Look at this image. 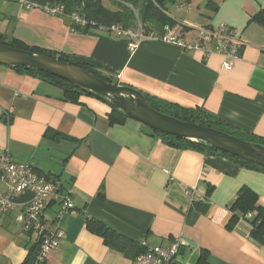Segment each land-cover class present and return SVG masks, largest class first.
Segmentation results:
<instances>
[{
	"label": "crops",
	"instance_id": "0c3cea01",
	"mask_svg": "<svg viewBox=\"0 0 264 264\" xmlns=\"http://www.w3.org/2000/svg\"><path fill=\"white\" fill-rule=\"evenodd\" d=\"M125 1L102 4L115 10ZM162 9L168 24L146 34L168 32L190 43L198 27L224 24L243 42L240 60L227 71L220 55L157 41L144 40L130 50L123 37L97 29L81 33L65 18L3 0L0 34L79 65L106 69L114 84L155 102L199 110L230 130L264 141V28L252 21L264 0H188L184 7L174 0ZM110 113L90 95L0 66V152L55 178L75 206L60 219L57 203L44 210L47 226L64 231L45 264H134L144 246L166 247L176 239L179 264H264V243L251 237L247 221L254 213L243 218L236 211L237 221L228 226L242 189L253 191L264 209V169L173 145L137 121L111 122ZM192 186L200 198L190 204L184 189ZM33 196L31 191L11 195L13 208L0 212V264H24L37 250L36 235L14 220ZM89 221L125 241L127 255L91 232Z\"/></svg>",
	"mask_w": 264,
	"mask_h": 264
},
{
	"label": "built area",
	"instance_id": "2783aa9c",
	"mask_svg": "<svg viewBox=\"0 0 264 264\" xmlns=\"http://www.w3.org/2000/svg\"><path fill=\"white\" fill-rule=\"evenodd\" d=\"M13 1L26 9H39L49 16L62 17L72 25L84 27L87 25L85 18L79 13L67 14L62 5L37 4L28 0H3ZM188 0H178L179 6L184 7ZM135 27L124 28L122 26L99 27L98 30L105 34L123 37L130 50L137 47L144 40L157 41L176 46L184 51H200L204 55L217 54L222 57L221 67L231 70L235 63L240 60V51L243 42L234 29L220 24L217 27H198L196 36L190 43H186L176 36L166 32L163 35L146 34L137 14ZM74 30V29H73ZM5 185L6 190L0 188V212L7 213L13 208L10 196L31 191L33 199L26 203L22 211L15 216L14 220L20 224L26 233H34L37 237V253L31 264H45L50 251L58 249L64 239V231L57 225L47 226L43 213L46 207L53 201L57 203L59 210L56 219L63 214L73 212L75 206L71 199L58 190L59 185L52 180H46L39 176L31 164L15 163L9 154L0 152V186ZM184 194L190 204L199 199L196 187H186ZM180 241L174 240L168 246H144L134 259V264H179L177 255Z\"/></svg>",
	"mask_w": 264,
	"mask_h": 264
},
{
	"label": "trees",
	"instance_id": "16d2710c",
	"mask_svg": "<svg viewBox=\"0 0 264 264\" xmlns=\"http://www.w3.org/2000/svg\"><path fill=\"white\" fill-rule=\"evenodd\" d=\"M28 1L37 4L62 5L64 7L65 13L67 14L79 12L88 23L84 27H77L75 25H72L73 29L81 33H88L94 29L98 30L99 27L101 28H107L110 26H122L124 28L135 27L137 23V17L135 14H137L138 19L140 20V23L143 29L145 30V32L150 30L152 27L162 28L164 25L168 24V21L165 15L163 14V9H162L163 3L166 1H174V0H127L123 2L124 4H117L115 10H110L106 8L102 4V0H28ZM252 21L264 28V9H262L256 15H254L252 17ZM207 28H211V27H207ZM0 44L8 45L17 49H23L26 51L38 52L53 58H58L61 61H65L70 64L84 68L85 70L91 72L92 74L101 78L102 80L112 83L111 77L104 74V72L107 71L106 69H101L99 67H94V66L79 65L77 63L71 62L64 56L55 57V55H52L50 53L25 47L19 41L10 40V39L9 41L5 40L1 34H0ZM17 70H24L38 74L45 81L56 84L62 87L65 91H74V93H78V94H80L81 92L78 89L74 88L69 83L60 80L56 77H53L51 75H48L46 73L37 72L34 70H28L24 68H17ZM144 97L152 108H154L155 110L161 113L173 116L183 121L199 124L204 127L214 128L245 141L264 145L263 140L246 133L230 130L229 128L225 127L222 123H220V121L211 119L208 115L204 114L199 110L180 109L175 105L172 104L167 105L163 102H155L149 99L145 95ZM109 119L111 120V122H122L127 118L121 115L118 111L111 109V113L109 114ZM154 132L158 133L156 131ZM165 136H167L170 139L171 143H174L173 145L204 150L212 155L216 154L232 159L246 167L264 169L252 163L242 161L230 154L213 150L201 143L182 140L168 135ZM39 176H41L40 173ZM44 178L46 180H52L55 183H57L59 185L58 190L61 191L62 189L61 185L57 182L55 178H51L50 176H46ZM231 211L233 214L228 224L229 227H231L238 219V217L234 214V212L236 211L239 212L243 218H245V216L249 213H254V216L251 219H247V221L251 225V237L261 244L264 243V209L257 205V195L253 191H251L250 189H242L239 192L235 202L233 203L231 207ZM88 227L91 232L103 238L105 243L108 246H110L112 249L123 252L127 255L128 252L127 249L129 247L126 246L125 241L120 239L117 235L111 233L106 227L92 221L88 222ZM36 253L37 250H35L34 252L31 251L27 256L26 260L24 261V264H31L35 259ZM200 261L201 262L204 261L203 257L200 258Z\"/></svg>",
	"mask_w": 264,
	"mask_h": 264
},
{
	"label": "water",
	"instance_id": "95a60500",
	"mask_svg": "<svg viewBox=\"0 0 264 264\" xmlns=\"http://www.w3.org/2000/svg\"><path fill=\"white\" fill-rule=\"evenodd\" d=\"M0 66L46 73L69 83L126 118L137 121L160 134L198 142L213 150L264 168L263 144L245 141L220 130L161 113L148 104L140 91L102 80L79 66L4 44H0Z\"/></svg>",
	"mask_w": 264,
	"mask_h": 264
},
{
	"label": "rangeland",
	"instance_id": "374dc122",
	"mask_svg": "<svg viewBox=\"0 0 264 264\" xmlns=\"http://www.w3.org/2000/svg\"><path fill=\"white\" fill-rule=\"evenodd\" d=\"M11 2H13V1H11ZM14 3H16V2H14ZM17 4V3H16ZM111 5V4H110Z\"/></svg>",
	"mask_w": 264,
	"mask_h": 264
}]
</instances>
